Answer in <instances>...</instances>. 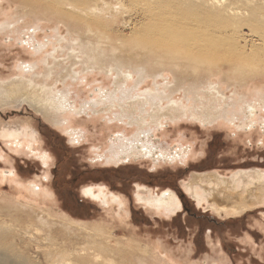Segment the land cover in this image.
Wrapping results in <instances>:
<instances>
[{
  "label": "rangeland",
  "instance_id": "obj_1",
  "mask_svg": "<svg viewBox=\"0 0 264 264\" xmlns=\"http://www.w3.org/2000/svg\"><path fill=\"white\" fill-rule=\"evenodd\" d=\"M1 1V7L11 13L19 9L21 0ZM32 2L23 4V10L32 7ZM103 2L99 0V5ZM123 2L124 9L130 12L129 21L123 23L112 40L101 34L94 36L76 22L62 19L54 22L50 10L42 6L32 8L33 17L44 22L40 40H50L56 25L61 34L50 45L40 80L60 89L75 80L74 74L64 79L66 69L80 71L79 77L89 72L84 81L75 82L73 90L78 103L85 101L86 105L74 119L76 127L85 129V136L78 143L56 123L55 110L46 116L21 102L19 97L9 99L2 94L15 88L30 93L27 85L16 87L20 83L16 76L18 64L33 56L19 44H10L7 36L0 35V226L20 252L14 258L22 264H60L67 259L68 264H264V201L237 208V204L216 203L210 195L206 198L208 201L200 204L184 187L185 182L202 173L217 172L228 177L240 170H264L262 123L254 131L246 132L230 127L223 120L204 121L190 114L169 117L162 129L155 131L153 140L157 144L163 140L164 147L174 149L182 142L191 149L188 159L154 164L151 157L133 156L130 161L108 163L97 156V151H107L111 138H116L123 127H127L129 135L140 129L134 119L130 126L123 122H129L127 118H118L121 108L109 101L105 93L115 83L118 66L126 67L113 58H119L128 46H137V40L142 42L140 35L147 25L140 15L144 7L142 0ZM223 5V10H216L206 22L208 31L225 26L227 37H241V43L264 46L252 34V30L264 31V0H223ZM235 6L244 8L246 13L233 14L231 8ZM93 13L99 14L98 10ZM88 52L95 55L94 65L85 63L92 59L87 56ZM55 56L59 59L55 60ZM102 60L108 64L106 71L97 64ZM55 61L58 63L50 75L49 65ZM146 66L149 69L139 74L143 90L152 87L154 82L165 84L160 74L174 78L168 66L157 73ZM110 67L116 69L112 76L108 73ZM208 69L202 80L211 77L217 82L229 71L227 66ZM190 77L181 76L175 82L176 87L194 83L195 78ZM232 78L237 80L236 87L241 92L248 85L264 87V75ZM12 80H16L13 88L7 83ZM7 84L9 89L3 86ZM227 85L226 91L231 94L235 86ZM185 94L186 90L180 88L174 95L184 98ZM133 113L134 118L140 114ZM24 127L37 135L35 147L50 154L48 164L30 153L28 145L16 148L1 137L5 129ZM9 170L14 174L2 173ZM33 182L47 187L49 196L41 191L34 196L36 201L30 199ZM89 187L95 192L104 191L107 202L86 194L84 191ZM168 189L181 201V208L168 214L152 209L137 198L139 191L151 190L153 195H161ZM58 249H62L58 261L55 253L47 254Z\"/></svg>",
  "mask_w": 264,
  "mask_h": 264
},
{
  "label": "bare ground",
  "instance_id": "obj_2",
  "mask_svg": "<svg viewBox=\"0 0 264 264\" xmlns=\"http://www.w3.org/2000/svg\"><path fill=\"white\" fill-rule=\"evenodd\" d=\"M27 1H18L20 5L17 8L19 9L10 13L1 7L2 1L0 0V35L7 36L10 44H19L33 56L29 61L23 60L18 64L19 73L16 76L20 82L16 87L27 85L30 88V93L20 92L15 88L11 91L4 90L2 94L9 99L19 97L21 102L28 103L36 111H40L46 116H48V112L55 110L56 123L70 137L72 136L73 142L78 143L84 138L85 129L76 127L74 119L76 115H80L86 105H84L85 101L78 103V99L73 95V90L76 86L75 82L84 81L83 79H86L89 72L79 77L80 71L66 69L64 79L74 74L75 80L65 83L64 87L60 89H56L57 86H49L45 80H40L43 75V71L40 72V70L42 68L44 70L47 64L46 56L49 53L50 45L61 34L60 27L56 25L54 32L50 35V40L47 42L40 40L39 32L42 31L44 22H41L38 17H33L32 8L42 6L50 10L54 22L58 19L65 22H76L94 36L100 37L101 34L110 40L118 34L117 30H120L123 23L129 21L127 16L130 12L124 9L126 4L123 0H104L101 6L99 0H33L32 7L23 10L25 6L23 4ZM142 1L144 7L140 15L147 21V25L142 29L140 35L142 42L138 43L139 40H137L135 42L137 46H128L124 53L118 56L119 58H113L125 63L126 67L121 66L122 64L118 66L119 74L113 87L107 88L105 91L109 101L121 108V112L118 113L119 117L118 114L117 117L127 118L129 122H123L130 126L134 119L140 129L134 130L132 135H129L127 127H123L120 132H117L119 135L116 138H111L106 148L107 151L105 153L97 151V156L108 163H119L122 159L130 161L133 156L151 157L154 164L185 160L190 155L191 149L184 146L182 142L174 149L164 147L163 140L158 144L153 140L155 131L162 129L164 122L169 117L175 119L190 114L204 121L223 120L230 127L246 132L254 131L259 123L264 125V114L262 113L264 87L248 85L249 87L241 92L236 87L235 81L237 80L232 78V76L246 78L264 75V46H258L255 43L249 44L246 41L241 43V37L235 39L227 37L225 26L218 27L214 32L208 31L206 22L216 10H223V0ZM185 5H187L186 8ZM97 10L99 14L93 13ZM231 11L240 16L246 13V10L240 6L232 7ZM92 15L94 16L92 17ZM31 19L32 22H30ZM252 34L264 43L263 30H252ZM94 40L97 41L96 38ZM87 56L92 59L91 61L85 60V63L94 65L96 63L95 55L88 52ZM57 57L55 56V60L59 59ZM105 62V60L97 62L102 68H106L104 71L108 67ZM57 63L55 61L49 65L50 75L53 74ZM146 65L152 67L156 73L161 72L164 66H168L174 78L171 79L170 75L160 74L166 80L165 84L154 82L152 87L143 90L139 74L141 71L149 69ZM224 66H227L229 71L224 73L219 81L214 82L211 77L202 80L201 76L210 71L208 67L214 69ZM112 68L110 67L108 70L111 76L116 70ZM181 76L195 78L194 83L187 85L183 83L176 87L175 82L177 83ZM15 81L7 83L13 88L15 86L12 83ZM225 83H228V87L235 86L231 94L227 93ZM8 84L3 85L7 86L5 89H9ZM101 88L104 89L103 86ZM180 88H184L188 96L185 94L184 98H179L174 95L175 91ZM134 109L135 111H133ZM136 111H139L140 114L134 118L133 112ZM1 135L16 145V148L28 145L30 153L38 155L44 164L49 163L50 154L44 149L41 151L35 147L38 143L37 135L32 134L25 127L23 129H5ZM164 141L167 142V139L164 138ZM120 147L122 150H119ZM158 147L159 151L157 152ZM94 149L96 150V148ZM173 149L174 151H172ZM2 173L14 174V171L9 170ZM184 187L187 193L191 194L200 204L202 201H208L206 198L213 195L216 203L218 201L221 204L227 202L237 204V208H239L238 206L244 208L264 201V170H240L228 177L217 172L202 173L185 182ZM30 188L32 193L30 199L32 200L36 201L34 196L40 194L41 191L49 196L47 187L42 188V186H38L37 182L31 183ZM36 188H39L40 191H37ZM84 192L107 202V194L104 191L95 192L89 187ZM115 198L119 200V197L115 196ZM137 198L144 201L145 205H150L152 209L164 211L167 214L181 208L179 197L169 189L163 191L161 195H153L151 190L145 193L139 191ZM3 229L0 226V264H22L14 258L19 252L18 248L13 242L8 241V232ZM50 242L51 245H55L53 241ZM60 250L62 249H58L56 252L48 251L47 254L51 256L55 253L58 261ZM68 263L67 259L60 264Z\"/></svg>",
  "mask_w": 264,
  "mask_h": 264
}]
</instances>
